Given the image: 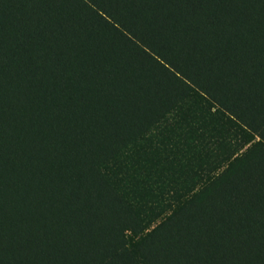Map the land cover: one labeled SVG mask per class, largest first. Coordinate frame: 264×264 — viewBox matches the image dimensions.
<instances>
[{
    "label": "trees",
    "instance_id": "16d2710c",
    "mask_svg": "<svg viewBox=\"0 0 264 264\" xmlns=\"http://www.w3.org/2000/svg\"><path fill=\"white\" fill-rule=\"evenodd\" d=\"M0 264H264V0H0Z\"/></svg>",
    "mask_w": 264,
    "mask_h": 264
},
{
    "label": "rangeland",
    "instance_id": "374dc122",
    "mask_svg": "<svg viewBox=\"0 0 264 264\" xmlns=\"http://www.w3.org/2000/svg\"><path fill=\"white\" fill-rule=\"evenodd\" d=\"M110 7V6H109ZM110 9L124 22V24L140 39V40H142L141 39V37H140V35L137 33V31L128 23V22H126V21H124L117 13H116V11L113 9V8H111L110 7ZM143 41V40H142ZM144 42V41H143ZM143 44V43H142ZM144 46H146V45H144ZM244 148H245V150H246V147L244 146Z\"/></svg>",
    "mask_w": 264,
    "mask_h": 264
}]
</instances>
